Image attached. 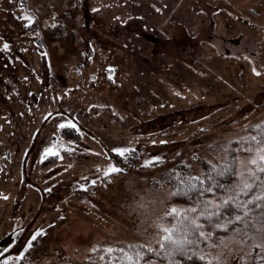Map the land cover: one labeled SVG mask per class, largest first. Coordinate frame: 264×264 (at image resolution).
Here are the masks:
<instances>
[{
	"label": "rangeland",
	"instance_id": "obj_1",
	"mask_svg": "<svg viewBox=\"0 0 264 264\" xmlns=\"http://www.w3.org/2000/svg\"><path fill=\"white\" fill-rule=\"evenodd\" d=\"M44 24L69 35L48 41ZM263 117L264 0H0V264H106L113 245L156 246L180 206L161 173L246 161ZM219 240L206 264L264 256L251 236L231 251Z\"/></svg>",
	"mask_w": 264,
	"mask_h": 264
},
{
	"label": "trees",
	"instance_id": "obj_2",
	"mask_svg": "<svg viewBox=\"0 0 264 264\" xmlns=\"http://www.w3.org/2000/svg\"><path fill=\"white\" fill-rule=\"evenodd\" d=\"M54 25L55 27L52 29H48V26L45 24L42 25V28H44L40 31L42 37L47 36L45 39L48 41H61V38L66 39L69 32L64 28H59L61 24ZM62 132L67 134L64 129H62ZM254 132H256V135H254L256 137L257 133L264 132V117L257 123L248 126V133H250L248 137L253 136ZM257 138L258 140H264V136H258ZM245 140V138L238 141L234 140L232 145L235 148L239 144L241 148H244ZM254 144L256 143L254 142ZM242 151L244 152L245 149ZM237 161L236 153L232 151L230 155L224 158L218 157L210 161L206 159L202 160L200 162V174L191 173V170H187V167H183L181 164H176L165 172H162L160 182L169 186L172 201L180 205L177 208L176 214H173L172 210L166 214L165 221L168 226L170 227L172 224L178 222L188 209H200L201 202L205 200L223 199L226 191L237 184V175H235L238 166ZM221 172H223L222 175ZM208 189H213V191H208ZM209 210L213 209L210 208ZM235 211V205L222 204L220 214L213 217L210 222L205 217L199 218L200 223L203 225V228L200 230L212 233L213 242L215 243L222 236L229 233L231 229L240 225L237 226L238 224L234 222L227 229H216L211 225H214L216 222H223L225 218L230 217ZM182 234V230L176 231L177 237ZM187 236L188 243L181 250L172 248L161 249V239L156 246L140 243H119L108 248L103 253L102 258L106 261V264H206L208 259H201V256H208V248L212 245H209L208 241L199 237L198 232H189ZM211 248L213 249V247ZM149 249L152 251H149Z\"/></svg>",
	"mask_w": 264,
	"mask_h": 264
},
{
	"label": "snow or ice",
	"instance_id": "obj_3",
	"mask_svg": "<svg viewBox=\"0 0 264 264\" xmlns=\"http://www.w3.org/2000/svg\"><path fill=\"white\" fill-rule=\"evenodd\" d=\"M28 25H32L36 19L35 15L29 12L26 15L21 16ZM4 50L9 48V44L4 42L2 45ZM253 71L259 74L256 68ZM61 128H68L80 131L79 126L73 120L62 121L59 125ZM251 141H255V146H250L248 151L252 155L246 161H239L238 169L235 171V175L240 177L237 184L233 185L225 193V197L221 200L203 201L201 202V208L188 209L179 219L178 222L172 224L170 227L161 225L163 235L161 237L160 248H172L175 250H181L185 244L188 243L187 233L198 232L199 237L208 241L209 245H212V233L200 230L203 225L200 223V217H205L210 222L213 217L218 216L221 212V205H235L236 211L228 218H225L223 222H216L212 227L216 229H227L230 224L234 222L240 225L231 229L232 235L229 237H222L219 243L215 245L222 250L231 251L229 244L233 241H237L239 244H244L248 240L249 236L252 237L253 242L257 244V247L264 252V140H258L256 136H250L248 138ZM112 151L118 153L120 156H124L128 149L114 148ZM45 153L48 155H58L57 152L51 148H46ZM154 160H159V157H153ZM149 163V161H145ZM120 169L116 165H109L104 175L107 176L113 172H119ZM223 172H221V175ZM95 184L96 181L92 180ZM81 188H85L86 185L81 184ZM213 191V189H208ZM213 210H209V209ZM172 213L176 214L177 209L173 208ZM182 230V235L177 237L176 231ZM35 239V237H33ZM250 247V245H249ZM111 251V249H110ZM149 251H152L149 249ZM10 259V258H9ZM201 259H208L207 256L202 255ZM217 260V264H220V257H213ZM256 260L260 261V264H264V256H256ZM7 264V261H6Z\"/></svg>",
	"mask_w": 264,
	"mask_h": 264
}]
</instances>
